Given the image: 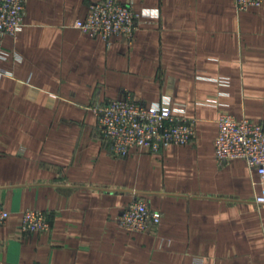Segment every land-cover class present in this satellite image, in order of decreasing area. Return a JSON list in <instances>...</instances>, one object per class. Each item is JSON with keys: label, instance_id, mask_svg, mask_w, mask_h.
<instances>
[{"label": "crops", "instance_id": "1", "mask_svg": "<svg viewBox=\"0 0 264 264\" xmlns=\"http://www.w3.org/2000/svg\"><path fill=\"white\" fill-rule=\"evenodd\" d=\"M100 1L27 0L23 30L0 37V264H264V183L215 149L221 113L264 120V6L118 0L158 11L129 44L73 26ZM127 95L185 104L194 141L114 157L93 106ZM140 199L162 221L131 233L117 217ZM28 209L51 230L24 232Z\"/></svg>", "mask_w": 264, "mask_h": 264}, {"label": "built area", "instance_id": "2", "mask_svg": "<svg viewBox=\"0 0 264 264\" xmlns=\"http://www.w3.org/2000/svg\"><path fill=\"white\" fill-rule=\"evenodd\" d=\"M239 12L264 6V0H235ZM27 0H0V37L17 36L25 27ZM158 16V11H145L140 15L130 5L118 0H105L92 4L85 19L73 26L92 38L107 43L113 36H124L133 44L142 17ZM5 75L0 71V78ZM228 84L225 78L218 79ZM204 104L216 105V100ZM96 113L103 140L116 158H126L132 150L162 151L172 145H188L195 139L196 119L187 115L186 105L172 103L168 97L152 105H145L130 96L96 103ZM218 136L215 140L216 157L220 164L236 159L244 160L251 171L255 170L264 183V120L237 119L221 113L217 119ZM264 204V197L257 198ZM162 213L153 210L143 200L125 206L117 219L120 226L131 233H147L158 227ZM11 212L0 206V227L10 219ZM24 232L44 233L51 230V221L41 210L22 213Z\"/></svg>", "mask_w": 264, "mask_h": 264}]
</instances>
